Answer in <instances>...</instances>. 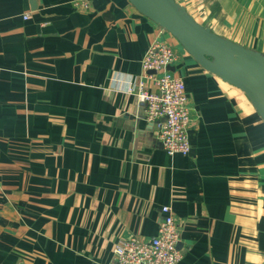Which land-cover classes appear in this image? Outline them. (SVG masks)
Instances as JSON below:
<instances>
[{"label": "crops", "instance_id": "0c3cea01", "mask_svg": "<svg viewBox=\"0 0 264 264\" xmlns=\"http://www.w3.org/2000/svg\"><path fill=\"white\" fill-rule=\"evenodd\" d=\"M73 1L0 0V264H109L118 241L156 235L166 205L178 264L264 263V121L246 96L128 0ZM174 1L264 55V0ZM156 38L178 56L187 156L161 148L162 120L129 91Z\"/></svg>", "mask_w": 264, "mask_h": 264}, {"label": "built area", "instance_id": "2783aa9c", "mask_svg": "<svg viewBox=\"0 0 264 264\" xmlns=\"http://www.w3.org/2000/svg\"><path fill=\"white\" fill-rule=\"evenodd\" d=\"M72 4L81 10L90 7L89 0H75ZM23 17L27 19L28 14ZM163 32L158 27L157 34ZM177 59L174 48L165 41L153 39L141 60L143 75L131 85L129 91L143 107L147 121L162 120L156 137L161 148L168 154L187 156L191 150L188 137L191 108L184 80L169 70ZM177 242L175 217L166 205L161 208L156 235L146 241L134 236L118 241L113 247L109 264H178L182 253L177 249Z\"/></svg>", "mask_w": 264, "mask_h": 264}, {"label": "water", "instance_id": "95a60500", "mask_svg": "<svg viewBox=\"0 0 264 264\" xmlns=\"http://www.w3.org/2000/svg\"><path fill=\"white\" fill-rule=\"evenodd\" d=\"M128 1L172 36L202 69L241 91L264 121V55L217 36L174 0Z\"/></svg>", "mask_w": 264, "mask_h": 264}]
</instances>
